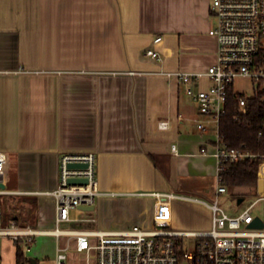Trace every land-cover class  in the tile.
<instances>
[{
  "label": "crops",
  "instance_id": "0c3cea01",
  "mask_svg": "<svg viewBox=\"0 0 264 264\" xmlns=\"http://www.w3.org/2000/svg\"><path fill=\"white\" fill-rule=\"evenodd\" d=\"M211 2L0 0L5 190L55 219L53 197L36 193L57 187L62 155L93 153L103 195L81 215L92 219L82 229L178 230V201L153 194L216 195V161L200 154L212 150L215 133L197 128L191 85L163 73H205L216 63ZM156 36L160 61L145 54ZM208 86L204 77L194 88ZM196 212L182 227L210 229V211Z\"/></svg>",
  "mask_w": 264,
  "mask_h": 264
},
{
  "label": "built area",
  "instance_id": "2783aa9c",
  "mask_svg": "<svg viewBox=\"0 0 264 264\" xmlns=\"http://www.w3.org/2000/svg\"><path fill=\"white\" fill-rule=\"evenodd\" d=\"M211 16L215 26L209 35L217 39L216 63L205 73L183 71L163 73L167 78H176L189 84L187 95L196 103L199 115L197 128L207 131L213 126L215 141L209 152L203 147L201 155H210L216 161V198L228 191L222 184L221 173L226 166L240 160L261 159L264 163V150L254 154L245 148L231 147L220 137V118L226 112L229 89L234 90L236 78H249L259 83L264 92V61L257 59L260 49H264V0H212ZM162 37L156 36L153 47L146 56L161 60L157 47ZM204 77L209 81L205 89L194 88ZM235 91V90H234ZM236 92V91H235ZM240 109L245 112L247 98L236 92ZM161 129L167 122H160ZM264 140V121L259 131ZM245 147V146H244ZM172 152L177 153L176 146ZM7 156L0 151V184H5ZM71 164L85 167L71 168ZM70 179H83L85 184H69ZM14 192L0 188L3 199ZM36 194L51 196L55 201L54 230H37L31 226H21L17 221L6 220L0 206V238L7 237L15 242H33L37 235L68 237L66 247L57 245L54 264H69L70 254L86 264H264V170H258V182L254 200L239 214L228 215L218 204V200L206 206L212 212L211 227L207 231L175 230L168 226L151 230L133 226L120 232H102L81 227L63 230L61 223H84L92 219L79 217L89 211L83 207H94L96 200L103 195L98 189L96 177V156L93 153H68L60 158L59 183L52 191ZM156 198L191 200L176 193H154ZM259 220L260 228L250 225ZM186 239L191 249L185 245ZM71 241L74 242L73 247Z\"/></svg>",
  "mask_w": 264,
  "mask_h": 264
},
{
  "label": "rangeland",
  "instance_id": "374dc122",
  "mask_svg": "<svg viewBox=\"0 0 264 264\" xmlns=\"http://www.w3.org/2000/svg\"><path fill=\"white\" fill-rule=\"evenodd\" d=\"M264 45V38L262 39ZM260 85L255 80L249 78H236L234 81V90L238 93H242L246 96H252L256 92H259ZM260 168L264 170V163L260 165ZM235 190H230L224 194L216 195L211 197L202 196L191 191H180L179 195L190 199H197L198 201L191 200H177L178 203L175 206L173 215L174 228L178 230H189L190 227H182L183 225H190L197 217L198 209H206L210 211L211 219L212 212L204 204H212L215 199L218 200L219 206L231 216L241 213L250 202L254 200V195L246 194L243 197V201L238 203V197L235 195ZM245 192V190H244ZM249 193V191L246 190ZM253 191H251L252 193ZM239 195V194H238ZM19 196L9 195L4 199L0 198V206L4 210L5 215L16 217L17 223L21 226H31L37 230H54L57 226L53 217L41 218L35 214L28 201L24 202ZM26 198V197H25ZM23 198V199H25ZM21 200V201H20ZM33 205V204H32ZM15 207L17 210H11ZM81 215L83 214H78ZM77 215V216H78ZM177 219V220H176ZM180 223V225L175 222ZM83 223H61L58 225L60 229L67 230L72 228L81 227ZM191 239H186L185 245L191 249ZM68 237L62 236L57 237L50 235H37L33 238V242H15L11 238L3 237L0 238V264H16V252L19 250L22 255V264H31L30 259H34L36 264H54L56 256L57 245L60 248L66 247ZM74 242L71 241L73 247ZM69 264H86L85 261H78L76 255L70 254Z\"/></svg>",
  "mask_w": 264,
  "mask_h": 264
},
{
  "label": "trees",
  "instance_id": "16d2710c",
  "mask_svg": "<svg viewBox=\"0 0 264 264\" xmlns=\"http://www.w3.org/2000/svg\"><path fill=\"white\" fill-rule=\"evenodd\" d=\"M257 59L264 61V49H260ZM238 97L233 88H230L226 112L220 118V137L231 147H243L254 154L262 153L264 140L259 137V131L264 121V92H256L247 98L245 112L240 109ZM261 164V159H246L227 165L221 173L222 184L227 189L235 190V195L239 199H243L246 194L255 195ZM23 201L27 200L23 199ZM14 209L17 210L15 207L11 210ZM5 217L7 221H17L14 216L5 215ZM16 264H22L19 250L16 252Z\"/></svg>",
  "mask_w": 264,
  "mask_h": 264
},
{
  "label": "water",
  "instance_id": "95a60500",
  "mask_svg": "<svg viewBox=\"0 0 264 264\" xmlns=\"http://www.w3.org/2000/svg\"><path fill=\"white\" fill-rule=\"evenodd\" d=\"M71 168H79V167H85V165H81V164H71L70 165ZM69 184H85L87 181L83 180V179H70ZM0 188L4 189L5 188V184H0ZM243 201V199H238V203H241ZM82 210L84 211H92L93 207H83ZM250 227L253 228H260L262 227V224L259 220H256L255 222H253ZM31 264H36V261L34 259H30Z\"/></svg>",
  "mask_w": 264,
  "mask_h": 264
}]
</instances>
